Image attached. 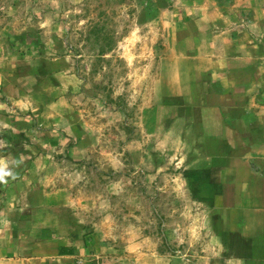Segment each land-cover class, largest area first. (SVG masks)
<instances>
[{"label":"rangeland","instance_id":"1","mask_svg":"<svg viewBox=\"0 0 264 264\" xmlns=\"http://www.w3.org/2000/svg\"><path fill=\"white\" fill-rule=\"evenodd\" d=\"M253 23L264 0H0V229L45 183L94 239L85 264H264L223 249L219 209L189 194L195 147L161 94L195 29Z\"/></svg>","mask_w":264,"mask_h":264},{"label":"crops","instance_id":"2","mask_svg":"<svg viewBox=\"0 0 264 264\" xmlns=\"http://www.w3.org/2000/svg\"><path fill=\"white\" fill-rule=\"evenodd\" d=\"M256 26L213 28L202 44L195 29L187 55L163 59L161 94L195 147L181 173L189 194L219 209L223 249L264 261V28ZM21 193L25 201L0 229L8 241L0 264H85L94 239L71 212L69 189L44 183Z\"/></svg>","mask_w":264,"mask_h":264},{"label":"clouds","instance_id":"3","mask_svg":"<svg viewBox=\"0 0 264 264\" xmlns=\"http://www.w3.org/2000/svg\"><path fill=\"white\" fill-rule=\"evenodd\" d=\"M15 178L12 171L8 170L6 166L0 165V183H7V178Z\"/></svg>","mask_w":264,"mask_h":264},{"label":"trees","instance_id":"4","mask_svg":"<svg viewBox=\"0 0 264 264\" xmlns=\"http://www.w3.org/2000/svg\"><path fill=\"white\" fill-rule=\"evenodd\" d=\"M61 253H62V251H61Z\"/></svg>","mask_w":264,"mask_h":264}]
</instances>
